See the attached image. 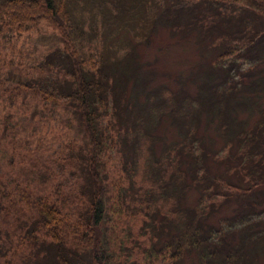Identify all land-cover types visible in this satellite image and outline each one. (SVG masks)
Returning <instances> with one entry per match:
<instances>
[{
	"label": "trees",
	"instance_id": "obj_1",
	"mask_svg": "<svg viewBox=\"0 0 264 264\" xmlns=\"http://www.w3.org/2000/svg\"><path fill=\"white\" fill-rule=\"evenodd\" d=\"M182 1L160 11L151 26L167 24L173 31L196 28L203 39L211 41L215 64L202 69L196 96L167 94L163 87L147 92V78L136 74L129 62L132 57L135 64V56L129 53L118 61L101 60L86 68V60L74 50L68 54L62 47L55 48L26 68L25 76L11 78L15 82L9 95L11 106L23 91L39 96L40 107L51 114L62 106L73 107L84 139L82 143L67 142L50 157L41 145L31 147L30 138L17 136L23 121L12 110L7 112L0 150L18 152L24 177L21 185L14 178L8 182L0 178V186L14 183L11 190L16 191L0 190V239L8 241L0 243V264L116 261L106 257L105 247L96 246V230L104 222L109 203L107 192L114 189L110 220L115 218L118 225L137 215L154 233L149 234L152 245L147 252V247L143 248L146 261L179 264L184 255L195 252L200 264H258L257 255H264V223H253L264 216V208L226 217L217 225L207 220L228 200L229 186L237 188L228 176L232 161L240 172L251 176L253 185L264 182V107L258 101L264 94V0ZM41 19L50 24L53 21L54 30L70 46V22L55 0H0V43L12 33L29 30ZM133 75L130 99L125 88ZM254 107L259 116L252 125L238 119L239 112L251 113ZM20 116L26 119L23 111ZM166 116L178 128L179 139L157 154L155 129ZM202 117L214 124L222 140L221 150L199 134ZM116 146L122 176L111 178L114 183L109 187L104 158ZM109 155L115 158L116 151ZM209 159L218 167L221 164L222 170L213 172ZM8 162L12 165L14 160ZM65 171L75 180V194L70 191L66 195L64 188L53 184ZM138 174L140 181L148 180L150 185L134 189L135 204L126 193L135 187ZM251 187L243 188L238 200L246 198ZM191 189L198 192L197 202L184 205ZM20 198L28 203L30 214L16 207ZM77 201L84 206L82 210ZM64 213L74 216V221L70 219L74 226L70 240L61 233L69 221ZM83 225L85 238H75L78 232L74 229ZM24 242L30 247L25 254L19 250ZM10 254L12 259H7Z\"/></svg>",
	"mask_w": 264,
	"mask_h": 264
},
{
	"label": "rangeland",
	"instance_id": "obj_2",
	"mask_svg": "<svg viewBox=\"0 0 264 264\" xmlns=\"http://www.w3.org/2000/svg\"><path fill=\"white\" fill-rule=\"evenodd\" d=\"M56 4L65 12L70 22V31L72 32L68 43L64 44L63 38L56 32L54 22L52 24L45 19H41L37 24L30 26L29 30L21 33H12L6 39H2L0 43V139L6 125L7 112L12 110L16 114L19 121H23L22 131H18L17 136L30 138L31 147L36 148L41 145L48 151L47 155L56 154V152L72 140L82 143L84 136L80 126V122L75 116L73 107L68 106L58 108L54 114L43 110L40 107L39 96L30 92L20 91V95L16 99V103L11 106L9 95L13 91L15 82L12 81L17 75L25 76V69L39 63L45 58L47 53L55 48L64 50L70 54L74 50L83 57L86 62V68L95 65L99 61L115 62L122 59L126 53L135 56V64L130 58L132 68L136 69V74L142 73L146 76V91L151 92L158 87H163L170 92L177 94H190L196 96L199 92L200 74L205 67H213L215 64L216 53L213 47H209L210 40L203 39L199 31L194 28L189 31H173L167 24H157L151 26L156 15L170 5H181L182 0H55ZM151 26V27H150ZM62 47V48H61ZM100 65V64H99ZM264 69V63L261 66ZM140 68V70L138 69ZM129 74V72H128ZM130 76L126 83V96L130 98L134 85V77ZM130 89V90H129ZM123 96L127 100V97ZM131 99V98H130ZM139 99L143 100V95H139ZM261 106L264 107V94L258 98ZM26 114L21 117V112ZM44 114L39 116V114ZM259 116L258 108L254 107L250 113L247 110L239 112L238 119H246L248 125ZM16 133V132H15ZM155 134L158 141L155 144L156 153L159 154L170 142L179 139L178 128L174 127L169 117H164L160 124L156 126ZM199 134L207 136L215 148L221 150L222 140L215 131L214 124H211L205 117H202L200 123ZM235 150V148H233ZM115 158H109L110 152H115ZM54 153V154H53ZM121 154L117 150V146L108 150L104 160L106 163L105 171L108 179L109 187L114 183L111 178L119 179L122 174L119 169ZM13 159L11 165L8 160ZM142 159V158H140ZM226 161V160H224ZM213 172L222 170V165L218 167L214 160L209 159ZM233 170L228 174L233 184H237V188L233 186L228 188V200L217 211H214L208 218L209 223L215 225L222 223L224 218L231 217L248 211L251 209L260 210L264 208V182L259 185H253L250 175L241 171L236 167L237 163L232 161ZM24 166L23 160L18 152L12 153L8 149L7 153L0 150V178L8 182L12 178L21 183L23 179ZM235 166V167H234ZM141 180V174L135 178V187H132L126 196L135 204L136 194L135 188L150 185V181ZM74 182V183H73ZM54 185L64 188L63 191L70 194L76 193L75 180L71 178L70 171L59 173L53 181ZM23 186V185H22ZM252 186L247 197L238 200V193L243 188ZM24 187V186H23ZM15 188L12 183L9 187L0 186V190L4 192H16L11 190ZM0 192V196L3 195ZM30 192L38 193L29 189ZM116 189L108 191L106 199L108 200L107 212L104 222L100 228L96 230V246L105 247L104 253L106 257H113L116 261L111 264H159L160 260L146 261L145 254L151 246L148 239L149 234H154L148 227L142 223L137 217H131L115 225L116 219L112 218L109 210L110 199ZM198 192L191 189L183 200L184 205H194L197 202ZM221 200L224 198L219 197ZM78 208H84L81 201H77ZM8 205V204H7ZM6 207V205L4 206ZM24 214H30L28 203L23 198L17 200V205ZM22 214V215H24ZM68 216H67V215ZM64 213L67 226H63L61 233L63 237L70 240V232H73L74 216ZM133 218V219H132ZM10 219L7 217V220ZM254 220L251 221L252 224ZM264 223V216L256 218L253 225L258 226ZM142 227H144V233ZM78 235H74L79 239L84 237L85 225L80 229H74ZM43 232L40 230L39 234ZM41 239L45 236H39ZM60 237V236H59ZM85 238V237H84ZM8 243V241L0 239V243ZM102 243V244H101ZM19 247L20 252L28 253L29 245L25 242ZM151 244V245H150ZM103 245V246H102ZM33 251V249H32ZM31 251V252H32ZM146 255H148L146 253ZM7 259H12V254ZM258 264H264V255H257ZM15 263L16 260L13 259ZM179 264H200L195 252H190L181 258Z\"/></svg>",
	"mask_w": 264,
	"mask_h": 264
}]
</instances>
